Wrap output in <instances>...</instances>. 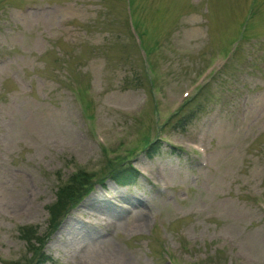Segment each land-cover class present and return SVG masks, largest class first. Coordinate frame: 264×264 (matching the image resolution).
Returning <instances> with one entry per match:
<instances>
[{
	"label": "rangeland",
	"instance_id": "374dc122",
	"mask_svg": "<svg viewBox=\"0 0 264 264\" xmlns=\"http://www.w3.org/2000/svg\"><path fill=\"white\" fill-rule=\"evenodd\" d=\"M39 252L264 264V0H0V264Z\"/></svg>",
	"mask_w": 264,
	"mask_h": 264
},
{
	"label": "trees",
	"instance_id": "16d2710c",
	"mask_svg": "<svg viewBox=\"0 0 264 264\" xmlns=\"http://www.w3.org/2000/svg\"><path fill=\"white\" fill-rule=\"evenodd\" d=\"M189 113L185 115L184 119H188ZM159 148L158 141L150 142L146 147L145 151L151 153ZM90 174L79 172L77 176H72L71 181L66 185L59 188L57 193L56 202L48 205V213L50 224L54 225L57 223L60 216H63L66 211L75 203H77L85 193L90 189L91 181H88ZM139 173L130 162H118L115 165L108 167L106 173L98 181H103L106 178L113 180L116 184L121 186L134 184L139 179ZM87 182V183H86ZM27 229V228H26ZM39 241L37 245H41L42 236H36ZM36 240V241H37ZM33 247L34 244H31ZM40 253V252H39ZM35 253L36 261L33 264H44L47 261L53 262L51 256L45 255L44 252L40 254ZM34 258V259H35Z\"/></svg>",
	"mask_w": 264,
	"mask_h": 264
}]
</instances>
